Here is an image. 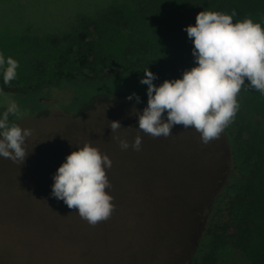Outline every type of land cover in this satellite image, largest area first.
I'll list each match as a JSON object with an SVG mask.
<instances>
[{"label": "trees", "instance_id": "obj_1", "mask_svg": "<svg viewBox=\"0 0 264 264\" xmlns=\"http://www.w3.org/2000/svg\"><path fill=\"white\" fill-rule=\"evenodd\" d=\"M213 5L214 0H116L95 14H78L67 31L47 37L50 47L62 50L53 63L57 80L103 81L136 68L178 79L176 69L196 66L192 42L182 29L194 25L197 13L212 11ZM140 24L149 28V39L135 41L119 53L110 52L116 43L114 32ZM116 65L121 70L112 74ZM47 69V61L33 68L38 76ZM43 85L10 88L0 78V88L17 95L36 92ZM240 93L239 110L224 129L222 143L210 141L195 150L193 165L188 167L194 171L193 178L148 179L135 189L115 194L111 186L106 192L113 197L112 216L95 226L62 200L36 195L1 198L21 208L1 222L62 226L63 264H120L126 258L127 264L139 260L149 264H264V119H254L251 108L252 104L264 114V104L256 100L261 94L254 89L242 86ZM222 150L227 166L221 160ZM242 164L249 167L246 175ZM184 188L189 192L184 194ZM128 196L131 203L123 211ZM36 210H44L48 220Z\"/></svg>", "mask_w": 264, "mask_h": 264}, {"label": "rangeland", "instance_id": "obj_2", "mask_svg": "<svg viewBox=\"0 0 264 264\" xmlns=\"http://www.w3.org/2000/svg\"><path fill=\"white\" fill-rule=\"evenodd\" d=\"M115 1L0 0V53L12 57L19 64L17 77L8 84L9 87L25 88L37 82L44 83L41 89L26 95L5 93L0 88V112L5 110L8 101L14 100L20 115L19 118L9 116V121L30 129L32 133L25 141L24 162L0 157V199L18 195L53 198L51 186L56 170L67 155L85 143L98 148L111 160L106 175L113 194L135 189L139 182L148 179L194 177V171L188 167L193 165L195 150L203 144L198 132L183 125H174L171 135L165 138L138 130V114H142L147 106V85L139 83L144 75L143 68L103 81L83 82L81 78L57 80L53 63L62 50L50 47L47 37L67 31L76 15L95 14ZM212 11L235 13L233 23L250 18L264 28V0H214ZM113 35L116 43L109 47L110 52L119 53L135 41L149 39L150 30L146 24H140ZM40 61H47L48 69L38 78L33 68ZM156 68L167 75L171 73L159 65ZM120 70L116 65L111 73ZM183 72L175 70L178 79ZM156 77L153 81L156 86L168 80ZM132 93L139 96V103L135 99H126ZM260 96L255 98L261 105L264 98ZM117 97L124 98V101L115 99ZM251 108L254 119H264L262 110L258 113L252 104ZM113 121L119 122L121 127L111 131L110 123ZM136 136H140L142 141L138 151L131 147ZM222 138L224 140L225 131L214 140ZM122 139L129 143L127 149L120 147ZM225 157L222 150L221 160L227 166ZM240 169L246 175L249 167L242 164ZM183 190L184 194L189 192L186 188ZM129 203L127 200L123 211L128 210ZM19 210L20 205L11 206L0 200V264H63V227L1 222L2 218L11 217ZM34 212L48 220L44 210ZM111 239L112 234L109 241ZM127 263L126 258L120 264ZM137 264L149 263L139 260Z\"/></svg>", "mask_w": 264, "mask_h": 264}, {"label": "clouds", "instance_id": "obj_3", "mask_svg": "<svg viewBox=\"0 0 264 264\" xmlns=\"http://www.w3.org/2000/svg\"><path fill=\"white\" fill-rule=\"evenodd\" d=\"M234 15L203 10L197 13L194 25L182 29L192 42L196 66L185 70L181 78L156 86V75L148 68L143 70L139 83L147 85V106L138 114V130L166 138L174 125H183L198 132L201 142L207 144L219 138L234 120L242 86L264 96V28L250 18L233 23ZM18 67V61L0 53V78L5 86L16 79ZM126 99L140 102L135 93ZM19 115L14 100L0 112V157L13 162H24L25 141L32 134L9 121V116ZM120 127L117 121L110 123L111 131ZM141 142L136 136L131 147L138 151ZM120 147L127 149L129 143L122 139ZM110 167L106 154L85 143L67 155L56 170L51 195L69 209H77L81 219L95 226L107 220L115 207L106 192L111 187L106 175Z\"/></svg>", "mask_w": 264, "mask_h": 264}]
</instances>
